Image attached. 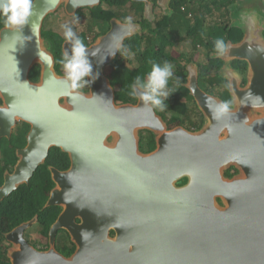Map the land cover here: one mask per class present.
Here are the masks:
<instances>
[{
	"label": "water",
	"instance_id": "1",
	"mask_svg": "<svg viewBox=\"0 0 264 264\" xmlns=\"http://www.w3.org/2000/svg\"><path fill=\"white\" fill-rule=\"evenodd\" d=\"M130 1L144 4L145 16L153 18L150 0ZM100 4L33 0L23 37L13 38L6 28L0 32V130L9 136L18 121L31 127L21 162L0 186V203L29 184L52 147L60 148L70 154L72 166L66 172L52 170L57 188L49 204L65 208L53 230L67 229L77 245L70 258L53 250L38 253L22 237L30 225L25 223L7 238L13 241L17 234L20 241L13 242L29 251L32 262H19L16 252L12 263L264 264V5L231 9L232 25L245 37L220 56L227 66L247 62V87L240 89L227 67L223 76L232 81L234 107L217 121L213 111L223 103L194 78L188 88L206 124L189 132L167 130L154 108L140 99L134 105L116 98L105 68L120 52L117 43L122 48L142 31L138 23L127 34L125 23L114 18L110 30L86 46L93 68L87 91L70 90L66 77L58 75L42 37L45 20L62 6L72 15ZM114 35L119 37L115 42ZM71 47L66 41L63 52L71 54ZM35 66L41 70L38 82L29 78ZM256 112L262 116H252ZM144 130L157 135L151 154L139 149ZM232 168L238 175L228 177Z\"/></svg>",
	"mask_w": 264,
	"mask_h": 264
},
{
	"label": "flooded vegetation",
	"instance_id": "2",
	"mask_svg": "<svg viewBox=\"0 0 264 264\" xmlns=\"http://www.w3.org/2000/svg\"><path fill=\"white\" fill-rule=\"evenodd\" d=\"M150 1L153 4L152 19H149V16H145L144 4L142 9H140L141 4L138 3L140 5L135 6L132 1H128L121 6L111 7L105 5L101 0V4L98 7L80 9L72 15L68 14L64 6H62L55 14L50 15L45 20L42 29V37L46 39L45 35H47V39L49 41L48 43L50 45L48 50L54 57L55 70L58 75L65 77L63 66L59 63V61L63 57V47L66 40L64 38V32H62V30L60 31L59 29H56L61 27L60 19H75V22L71 28L76 33V35L85 42L84 44L89 46L93 44L100 36L105 35L110 30V23L112 19L116 18L119 21L125 23V19L127 17H132L133 23H138L142 26V31L125 41L121 51L123 48H127V55H122L120 51L116 59L105 68L106 74L110 70V75L107 74V77L115 89V95L118 85L115 81L116 76L114 73V66H118L120 64L124 68L130 69L131 71H136L144 64L147 65L149 63L153 65V63L167 61L172 65L173 71V77L169 80L172 87L171 90L168 88V91L169 94L170 91H175L177 93L178 107L176 109L175 107L170 106L167 101H165L167 107H165L163 111L156 108H154V110L166 124L167 130L184 128L189 132H198L205 126L206 116L200 109L196 99L188 88V86L192 84L193 79H196L198 86L205 93L218 98L222 103L228 102L230 105L229 108H233L234 100L231 91L232 81L225 78L223 73L227 72V67H230L234 71L230 73L231 76L235 78L233 81L239 84L240 89H245L249 83L248 64L246 61L234 60L229 66H227L228 63L216 53L214 44L215 39L212 36H206L203 32L201 33V42H198L197 44H194V40L191 41L190 37L187 36V38L185 37L186 40H178L176 43H169L166 41L165 47L163 45L164 50H162L160 46L155 44V39L157 37L155 29H157V26L160 25V28H162L165 31V34H167L170 29L169 21L174 17L176 9L172 7L173 0L168 2L164 0L162 1V4H159L158 0ZM188 1L190 3H188L186 7H181L179 14L185 16V13H187L186 17L191 20V23L188 27L190 29V35H193L194 37L193 24L197 25L196 18L194 13L188 11V9H191L194 4L191 2L193 0ZM256 2L264 4V0H259ZM245 6L246 4H244V2L238 0L234 5L229 7L228 16L223 17V15H221L220 19L216 22L219 23L220 26L223 24L227 27V32H224L223 36L225 37L224 40L228 47L229 44L236 45L242 42L245 37V33L243 31H241V35L233 32L235 26L232 25L231 10L233 7L243 8ZM100 7L104 13L97 16V20L94 21L92 16L95 14L94 10ZM109 9L115 14H120L119 17L111 18L109 20V27H106L102 16L107 14ZM209 17H206L205 23L203 24L204 32H207L208 28L213 27L216 24H210V19H208ZM54 19H56V21H52ZM47 20H51L50 27L49 25H46ZM2 25L3 24L0 23V32L3 28H5L4 26L2 27ZM196 33L198 34L197 29ZM161 34L164 36L163 33ZM56 35H58L60 39L63 38L59 48H57L55 43L59 41ZM48 37L55 38V41ZM138 37H141V39L145 40L147 43L146 46L142 42V48L140 50L141 53H136L129 47V42L135 41V39ZM150 46L154 47L151 48ZM179 49L180 51H178ZM160 50H162L163 53L162 60L158 58ZM145 61L148 63H144ZM115 63L116 65H114ZM36 69H38V73L34 71ZM40 71V66H35L31 70L29 78L32 82L39 81L41 75ZM148 73L144 77V83L147 80ZM137 88L141 89L139 86H137ZM78 90L87 91V86ZM134 98V103L132 102L130 104L135 105L138 103L139 98ZM2 105L3 100L0 97V106ZM252 116L261 117L262 112L253 113ZM186 122L188 125H186ZM30 132V125L22 121H18L16 123L15 127L11 129L9 136L5 135L4 131L0 130V134H2L0 135V143H2L3 147L11 150L12 155V158H8L9 161L2 159L3 164L6 167L3 174V184L5 174L13 173L16 165L21 162L22 158L20 154L28 146V136ZM139 149L143 154L153 153L157 149V135L148 130L140 131ZM71 166L72 160L70 154L63 152L60 148L52 147L48 151V155L43 163L40 164L34 171L33 176L29 180V184H23L16 190H19L18 192L21 193V198H14V191L10 196L4 198L0 203V205L6 203L10 197L17 204L20 211V216L18 219H20L21 222L12 228H10L12 223L9 219V215L3 214L0 217V255L6 258L8 264H13L12 255L16 252H20L19 256H17L19 258V262L22 260V258L24 259L23 263L32 262V257L29 256V251L25 249L23 251L20 246L21 244H15L13 242L20 241L17 234L13 236V241H9L7 238V236L11 234L15 228L25 223H30V225L25 228L22 237L28 246L32 248V250L37 251L38 253H48L53 250L65 258H70L75 253L77 245L74 242L70 232L65 228H57L53 230L65 212L64 206L49 204L52 192L57 188L53 178L52 170L66 172L71 168ZM228 174H231V177H233L238 175V170L232 168L226 173L227 176ZM26 190L30 191V193ZM32 193H34V195ZM28 194L32 195L31 198L26 201V197L29 196ZM74 222L81 224L82 220L75 216ZM110 235L111 237H115V232L111 231Z\"/></svg>",
	"mask_w": 264,
	"mask_h": 264
},
{
	"label": "clouds",
	"instance_id": "3",
	"mask_svg": "<svg viewBox=\"0 0 264 264\" xmlns=\"http://www.w3.org/2000/svg\"><path fill=\"white\" fill-rule=\"evenodd\" d=\"M32 12L33 0H0V23L6 29L13 32V38L18 33L23 37V28L29 24ZM63 27L64 38L72 47L71 54L65 51L59 63L63 66L69 89H82L89 86L91 78H93V68L89 60V52L83 40L76 35L71 27L67 25ZM123 31L127 34L135 31L132 17L129 16L125 19ZM118 39L119 37L116 35L113 36L114 42ZM214 44L217 55L223 56L228 51V46L223 39H216ZM116 50L121 51L119 43H117ZM127 53L128 49L123 48L121 54L127 55ZM92 55H95V53H92ZM172 77L173 71L170 63L167 61L163 65L153 63L146 82L142 83L141 77L137 76L130 85L131 91L129 95L139 97L144 107L151 105L153 108L163 111L167 107L165 100L169 97L168 84ZM137 86L142 89L139 93L136 91ZM229 107L228 102L218 105L213 111L215 119L220 121L222 117L229 113Z\"/></svg>",
	"mask_w": 264,
	"mask_h": 264
},
{
	"label": "trees",
	"instance_id": "4",
	"mask_svg": "<svg viewBox=\"0 0 264 264\" xmlns=\"http://www.w3.org/2000/svg\"><path fill=\"white\" fill-rule=\"evenodd\" d=\"M103 3L107 6H121L124 5L126 2H130V0H102ZM238 0H193L191 1L193 5V7L191 9H188L189 12L194 13L195 18H196V24H197V30H198V34H197V40L202 39L201 37V33L203 32L206 35V32L203 31V24L205 23V19L206 17L209 16H215L216 12L219 13V15H223L224 16H228V10L229 7H231L232 5H234ZM190 3L188 0H173L172 3V7H174L176 9V13L174 14V17L177 16L179 17V13L181 10V7H186V5ZM133 4L135 6L140 5L138 3H134ZM143 4L140 5V9H142ZM139 9V8H138ZM95 14H93V20H97V16L101 15L102 13V9L100 8H96L95 10ZM141 11V10H140ZM187 13H185L186 15ZM187 16V15H186ZM113 17H119L118 14H115L114 12H112V10L109 9V11H107V14L103 15V21H105L106 27H109V20ZM224 19V18H223ZM169 25V24H168ZM3 27V25H2ZM161 26L158 25L156 30L157 33V37H156V42L155 44L157 46H160L162 48V50H164L165 47V42H166V34L165 31L160 28ZM236 34L241 35L242 32L240 29L238 28H234L233 29ZM209 31V36L212 37L216 40V39H225V37L223 36L224 32H227V27L226 25H219V23H216L213 27L208 28ZM164 34V36H162V34ZM46 39H47V35H45ZM57 39H59L58 42L56 43L57 48L60 47L61 42L63 41V38L60 39V37L58 35H56ZM51 38V37H48ZM45 39V40H46ZM53 41H55V38H51ZM47 42L48 39L46 40ZM225 41V40H224ZM142 42L143 40L141 39V37H138L135 39V41H131L129 42V47L131 48L132 51L136 52V53H141V48H142ZM194 44H197L199 41H194ZM53 43V42H52ZM164 45V47H163ZM162 50L159 51V56L158 58L160 60H162L163 56H162ZM145 59V58H144ZM144 63H148L147 61H145ZM161 65H163V62H157ZM116 65V63L114 64ZM113 68H115V81L117 83V91H116V98L117 100L123 102L124 104L127 103H134L135 98L132 97L131 95H129L131 89H130V85L134 82L135 78L137 76L141 77V82L144 83V77L146 76V74L148 72L151 71L152 69V65L151 64H144L142 65L138 70L136 71H131L130 69L124 68L123 66H121L120 64L118 66H114ZM36 73H38V69L34 70ZM143 80V81H142ZM172 85L168 84V88L171 90ZM167 101L170 106H173L177 109L178 107V95L175 91H170L169 97L165 100ZM8 158H12L11 155V150L3 147L2 143H0V186L3 184V174L4 171L6 169L5 165L3 164L2 159L5 161H9ZM229 177H231V174H228ZM19 191V190H18ZM15 191L13 194L15 195L14 198H21V193ZM27 192L30 193V191L26 190ZM34 195V193H32ZM31 194V195H32ZM29 195V194H28ZM31 195L29 196H25L26 197V201L29 200L31 198ZM9 215L10 216V220H11V226L15 227L17 226L21 220L18 219L20 216V211L19 208L17 206V204L13 201V199H11L9 197L8 201L2 205H0V217L3 215ZM0 264H8L6 258H4L3 256L0 255Z\"/></svg>",
	"mask_w": 264,
	"mask_h": 264
},
{
	"label": "rangeland",
	"instance_id": "5",
	"mask_svg": "<svg viewBox=\"0 0 264 264\" xmlns=\"http://www.w3.org/2000/svg\"><path fill=\"white\" fill-rule=\"evenodd\" d=\"M242 2H244V4L248 5V6H253L254 4H258V5H264L263 3L261 4L260 2H256V1H259V0H241ZM244 8V7H243ZM120 13H118L119 15ZM220 15L219 13L216 12L215 16L214 17H209L208 19H210V24H215L219 19H220ZM75 20V19H74ZM74 20H71V19H60V28H56V29H59L60 31L62 30V32H64V29H63V26L64 25H67L69 27H72V25L74 24ZM52 21H56V19L52 20ZM58 21V20H57ZM170 23V29L168 31V33L166 34V41L169 42V43H176L178 42V40H186L187 36L190 37V40L191 41H199L201 42V39L200 40H197V33H196V28H197V25L193 24V27H194V37L193 35H190V29L188 28L190 23H191V20L188 19L185 16L183 15H180V17H173L171 18V20L169 21ZM51 23V20H47L46 21V25H49L50 27V24ZM209 35V31L206 32V36ZM212 36V35H211ZM186 37V38H185ZM84 42V41H83ZM156 42V40H155ZM85 43V42H84ZM143 43L147 46V43L145 40H143ZM151 48H153L154 46H150ZM180 51V49L178 50ZM108 75H110V70L107 72ZM106 74V75H107ZM186 125H188V123L186 122Z\"/></svg>",
	"mask_w": 264,
	"mask_h": 264
}]
</instances>
